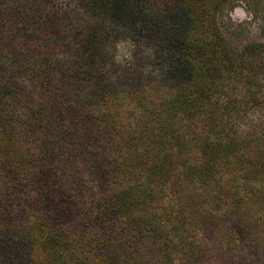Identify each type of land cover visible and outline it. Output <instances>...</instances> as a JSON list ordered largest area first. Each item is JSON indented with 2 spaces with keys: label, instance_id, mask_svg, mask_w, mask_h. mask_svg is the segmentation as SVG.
<instances>
[{
  "label": "trees",
  "instance_id": "16d2710c",
  "mask_svg": "<svg viewBox=\"0 0 264 264\" xmlns=\"http://www.w3.org/2000/svg\"><path fill=\"white\" fill-rule=\"evenodd\" d=\"M69 1L73 22L59 0H0V264H42L33 234L41 224L66 245L80 242L104 264H205L208 242L226 264H248L245 258L260 264V227L247 217L221 220L204 204L194 206L188 192L178 194L179 216L153 213L151 191L143 190L144 205L135 208L142 168L146 180L166 182L174 151L186 146L175 119L205 155L219 151L211 155L217 167L230 164L239 140L228 127L264 104V42L231 48L226 34L241 24L228 12L238 1L252 10L258 0ZM121 38L135 43L133 56L143 67L154 65L139 93L119 88L114 78ZM138 42L147 54L137 55ZM155 90L161 97L156 109L148 105ZM132 99L151 125L136 123L140 115L132 124L118 120ZM209 162L204 156L183 177L194 181ZM259 163L264 168V156ZM179 177L175 181L187 182ZM194 218L203 232L215 229L216 242H196L186 233ZM93 220L104 231L86 238ZM111 245L116 250H108ZM229 247L243 250L234 262Z\"/></svg>",
  "mask_w": 264,
  "mask_h": 264
},
{
  "label": "rangeland",
  "instance_id": "374dc122",
  "mask_svg": "<svg viewBox=\"0 0 264 264\" xmlns=\"http://www.w3.org/2000/svg\"><path fill=\"white\" fill-rule=\"evenodd\" d=\"M59 3L62 7V11H68V15L71 14L67 16L70 17L68 21L73 22L75 16L73 11L74 5L69 0H59ZM263 3L264 0H258L256 3L254 1L253 4H255V6H252V10H249L244 1H238L235 3L236 5L234 8L228 12L234 23L241 24L239 26L240 28H238L240 31L237 30L238 32L234 34H226L228 35L226 37L231 48L240 50L247 42H264ZM232 31H234L233 28ZM132 44L135 45V43L128 38H121L116 41L114 58L115 65H117L116 68H118L116 70L118 72L114 78L119 82V88L131 86L133 94H135L137 91L139 93V91H141L140 89L143 87L142 85L148 81L147 77L150 75L154 65L148 62V64L143 67L141 65V60L134 59V47ZM137 44H139L137 48L138 56L139 54L142 55L149 52L144 47V43L138 42ZM147 61L151 60H146V62ZM260 76L262 77V74ZM132 78H136V81L129 84V79ZM137 78H140V81H138ZM262 83H264V80ZM157 92L159 91L155 90L149 92L150 99L148 100V105L151 107L155 106V109L158 107L157 104L161 98L160 94L155 96ZM141 109H143V106L138 105L136 101L132 99L122 104L119 114L116 116L118 117L120 115L122 117V119H118L120 122L132 124V120L140 115L136 123L145 122L147 126L151 125V118L149 116L146 118L141 115ZM126 114L129 116L125 117ZM178 120L179 119H175L173 128H176L178 132L184 131L186 146H184L179 153L173 146V151L175 150V161L169 172L171 176L166 182L165 179L158 182L146 180L147 171H145V168H142L141 174L143 173V175L137 178L140 189L137 195H135L136 200L139 201V198H141V201L137 202L135 208L138 210L144 205L142 201L143 190L149 193L151 191L154 195L149 204V208L153 213L165 218L175 215L179 216L177 209L179 200L178 194H185L188 192L194 196V198L189 199V201H193L194 206L204 204L206 211L213 213L221 220L224 218L227 220L231 218L235 219L238 216L244 219L247 217L249 222L260 227L258 231L255 229V233L257 239L260 241L258 248L259 254H262L259 262L260 264H264V168H262L259 163V161L262 160V156H264V104L250 109L239 122L231 125L232 128L228 127V132L239 140V142L234 144V149L230 150L228 154L230 157V164L220 168L213 163L215 157L211 158V155L220 156L219 151L205 155L202 149H200L199 143L195 141L196 137L193 136L191 130ZM161 145L164 146L167 145V143ZM251 155V160H249L248 158H250ZM204 156L206 159H210V162L201 165L200 168L197 169L198 173L195 177H192V179H195L194 181L185 179L183 176L195 170L197 168L196 164L202 163ZM245 158L248 160H244ZM79 162L81 163V160H79ZM140 169L141 168H139V170ZM179 176H182L188 183L175 181ZM68 192L69 194H74L75 189L69 188ZM187 197L186 194L182 206V211L185 215H188L192 209L188 203ZM194 216L196 219L200 218L198 215L196 216V214ZM80 217L82 218V216ZM195 218L191 221L193 223L191 230L186 233H189L191 238L195 239L196 242H206V238L212 241L215 237V229L210 227L203 232L201 227L203 223L198 222L194 225V223H196ZM101 227L102 223L93 220L89 223L88 229L84 232V237L87 238L97 232H103L104 230L102 231ZM33 234L38 240L35 242L36 251L38 253L37 262L38 259L42 257L45 259L42 264H104L103 261L86 254L80 248V242H76V244L73 245H66L64 237H56L55 239L54 232L44 224L38 225L36 230L34 229ZM205 234H207V237ZM170 235L175 238V234L170 233ZM214 240L215 242L217 241L216 238ZM228 244V246H230V243ZM107 249L114 251L116 250V246L111 245L108 246ZM208 249H210L211 252L205 264L229 263L225 255L222 257L221 254L218 253L217 247L213 246L210 242H208ZM229 250L232 251L231 254L228 255L232 262L237 260L239 252L243 251L239 248L233 249L231 247H229ZM243 260L250 264L249 259L245 258ZM253 264H257V261Z\"/></svg>",
  "mask_w": 264,
  "mask_h": 264
}]
</instances>
